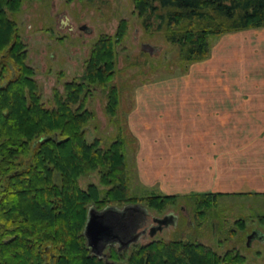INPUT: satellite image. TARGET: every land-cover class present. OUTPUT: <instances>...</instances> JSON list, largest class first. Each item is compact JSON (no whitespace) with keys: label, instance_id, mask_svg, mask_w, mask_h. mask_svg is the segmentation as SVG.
<instances>
[{"label":"trees","instance_id":"obj_1","mask_svg":"<svg viewBox=\"0 0 264 264\" xmlns=\"http://www.w3.org/2000/svg\"><path fill=\"white\" fill-rule=\"evenodd\" d=\"M24 0H0V264H246L236 249L219 253L192 236L153 239L97 253L85 227L91 210L141 206L163 211L181 199L192 203L195 227L215 215L224 193L136 194L130 190L124 139L104 146L88 141L94 113L85 105L90 86L107 88L113 116L119 92L116 45L127 32L122 19L113 35L100 34L83 75L54 90L46 105L27 62V46L15 19ZM146 30L163 31L181 61L206 59L211 38L264 27V0H133ZM187 64V65H188ZM97 172L99 183L85 188L80 177ZM264 225V214L257 215ZM235 226L244 228V219ZM235 232V229L232 230Z\"/></svg>","mask_w":264,"mask_h":264},{"label":"rangeland","instance_id":"obj_2","mask_svg":"<svg viewBox=\"0 0 264 264\" xmlns=\"http://www.w3.org/2000/svg\"><path fill=\"white\" fill-rule=\"evenodd\" d=\"M14 17L27 46V62L35 69L44 103L50 106L53 105L54 90L64 92V83L83 75L85 60L96 38L100 34L113 35L120 21L127 20V32L116 45V73L111 80L119 92L117 111L111 116L106 110L107 88L90 86L85 105L94 117L86 138L88 141L99 139L104 146L120 134L125 144L131 192L164 194L145 185L139 176L138 135L130 125V117L139 112V92L144 87L174 85L189 77L192 64L203 60L191 64L181 61L177 46L166 40L163 31L154 30L156 21L149 30L144 28L134 12L133 0H24ZM253 31L238 30L211 38L210 54L206 59L218 58L220 49L234 48L236 38ZM142 43L151 44L155 50L152 53L143 51ZM90 183H99L97 172L79 179L83 188ZM215 210V215L195 227L192 203L183 198L176 207L163 211L142 204L127 214L126 221L134 222L136 217L139 218L131 226L136 227L134 233L140 232L133 243L192 236L219 253L238 250L246 257V264H264V225L257 220V215L264 214V196L222 195ZM170 212L177 216L176 223L151 235L150 228L156 224L154 218ZM238 219H244L243 229L235 226ZM253 231L257 233L250 238Z\"/></svg>","mask_w":264,"mask_h":264},{"label":"crops","instance_id":"obj_3","mask_svg":"<svg viewBox=\"0 0 264 264\" xmlns=\"http://www.w3.org/2000/svg\"><path fill=\"white\" fill-rule=\"evenodd\" d=\"M251 30L182 81L139 92L130 125L145 185L264 196V29Z\"/></svg>","mask_w":264,"mask_h":264},{"label":"water","instance_id":"obj_4","mask_svg":"<svg viewBox=\"0 0 264 264\" xmlns=\"http://www.w3.org/2000/svg\"><path fill=\"white\" fill-rule=\"evenodd\" d=\"M82 28H86V26H82ZM141 49L145 52L152 53L155 50V47L149 43H142ZM137 208L138 206H127L122 209L108 207L101 211H96L94 209L91 210L85 227V234L90 247H92L95 252L102 253L109 244L119 242L121 247H127L132 242L137 240L140 233H134L136 227H133L129 232L127 231L124 233L129 236L126 239L115 231V229L119 230V228L120 230H124L123 227L126 226L125 221L127 219V214ZM144 212L146 214V211ZM176 220L177 216L172 212L165 214L163 217H155L154 222L156 224L150 228L151 235H153L156 231L162 230L169 224L176 223ZM256 233L257 231H253L250 238H252Z\"/></svg>","mask_w":264,"mask_h":264},{"label":"flooded vegetation","instance_id":"obj_5","mask_svg":"<svg viewBox=\"0 0 264 264\" xmlns=\"http://www.w3.org/2000/svg\"><path fill=\"white\" fill-rule=\"evenodd\" d=\"M132 216H133V215H132ZM128 219H129V218H128ZM137 219H139V218L136 217L134 222H128V221H125L126 226H124V227L122 226V227L124 228V230H120V228H119V230H118V229H117V230L115 229V231L118 232L123 238H125V239L128 238L129 236H128L127 234H124V233H126L127 231L129 232L130 229H132L131 226L136 222ZM125 228H126V229H125ZM139 233H140V232H139ZM255 235H256V234H255ZM123 238H122V239H123ZM132 243H133V242H132ZM118 245H119V244H118ZM119 246H120V245H119ZM120 247H121V246H120Z\"/></svg>","mask_w":264,"mask_h":264}]
</instances>
